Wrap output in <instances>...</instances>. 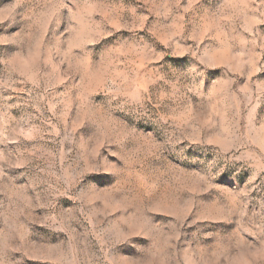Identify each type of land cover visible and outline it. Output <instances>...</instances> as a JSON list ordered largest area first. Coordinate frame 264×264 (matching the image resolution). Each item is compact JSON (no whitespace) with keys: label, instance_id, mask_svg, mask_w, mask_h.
<instances>
[{"label":"rangeland","instance_id":"rangeland-1","mask_svg":"<svg viewBox=\"0 0 264 264\" xmlns=\"http://www.w3.org/2000/svg\"><path fill=\"white\" fill-rule=\"evenodd\" d=\"M0 264H264V0H0Z\"/></svg>","mask_w":264,"mask_h":264}]
</instances>
